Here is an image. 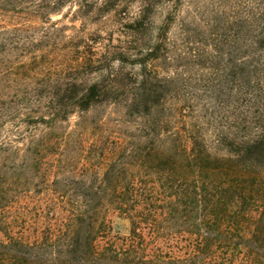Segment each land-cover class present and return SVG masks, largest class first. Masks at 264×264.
I'll use <instances>...</instances> for the list:
<instances>
[{"label": "trees", "instance_id": "obj_1", "mask_svg": "<svg viewBox=\"0 0 264 264\" xmlns=\"http://www.w3.org/2000/svg\"><path fill=\"white\" fill-rule=\"evenodd\" d=\"M0 264H264V0H0Z\"/></svg>", "mask_w": 264, "mask_h": 264}, {"label": "rangeland", "instance_id": "obj_2", "mask_svg": "<svg viewBox=\"0 0 264 264\" xmlns=\"http://www.w3.org/2000/svg\"><path fill=\"white\" fill-rule=\"evenodd\" d=\"M75 118H73L70 121V125L72 126V124L74 123ZM111 226H112V233L113 235H119V236H125L128 234V223L123 220L122 218H118L117 216H113L111 217Z\"/></svg>", "mask_w": 264, "mask_h": 264}]
</instances>
